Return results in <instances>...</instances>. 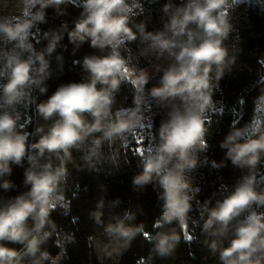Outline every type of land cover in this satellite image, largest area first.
I'll list each match as a JSON object with an SVG mask.
<instances>
[{
  "label": "clouds",
  "instance_id": "obj_1",
  "mask_svg": "<svg viewBox=\"0 0 264 264\" xmlns=\"http://www.w3.org/2000/svg\"><path fill=\"white\" fill-rule=\"evenodd\" d=\"M72 0H19L18 16H0V189L12 190L8 177L13 165H29L24 172L28 190L14 198L0 199V264H57L44 248L56 231L52 211L64 206L61 185L67 179L64 160L72 149H81L91 137L85 159L99 156L104 141L115 143L135 136L144 127L142 107L149 99L157 106L169 109L158 129V140L147 154L140 152L142 172L132 184L143 189L153 185L162 201L161 215L156 221L160 228L151 236L152 253L161 258L172 256L181 236L175 228H186L192 211V200L200 189L193 184L192 173L209 163L214 169L226 166L225 161L238 169L248 170L221 199H206L201 207L202 235L206 247L218 254L220 264H264V190H257L256 174L264 161V127L230 128L220 148L224 160L209 161L204 155L209 145L206 113L213 108V89L224 76L225 68L235 64L223 46L231 31L224 9L229 0H182L176 5L168 0L161 9L163 29L147 31L146 23L130 27L134 10L142 9L139 0H82L81 12L69 29L62 23L58 29L43 33L47 45L37 50L33 30L47 23V9L57 16L66 14ZM235 2V0H233ZM65 6V7H62ZM67 36L74 46L73 54L88 43L92 49L107 55H86L80 64L86 74L82 82L61 85L46 100L37 103L39 95L48 92L46 82L52 76L51 57L57 48L67 49L61 42ZM140 39L146 52L157 59H167L158 86L147 88L150 75L141 69H131L120 54L127 44ZM56 60L62 62L63 56ZM213 77L217 82L212 83ZM135 89V107L112 112L115 95L121 85L129 82ZM147 88V92L145 89ZM264 111V94L256 101ZM35 105L37 116L50 124L37 126L33 132L24 131L20 123L19 106ZM91 117V120L88 117ZM101 133L100 137L94 134ZM37 139L29 143V137ZM61 161L53 167L51 157ZM47 159V163L41 160ZM217 193H213L215 197ZM117 199L113 202L118 205ZM104 200L97 202L91 218L102 224ZM105 227L115 243L106 256L119 253L137 235L144 234L143 226L133 227L124 219ZM225 241H228L225 247ZM8 245H20V249ZM150 254L145 264H151Z\"/></svg>",
  "mask_w": 264,
  "mask_h": 264
},
{
  "label": "trees",
  "instance_id": "obj_2",
  "mask_svg": "<svg viewBox=\"0 0 264 264\" xmlns=\"http://www.w3.org/2000/svg\"><path fill=\"white\" fill-rule=\"evenodd\" d=\"M142 9L134 10L130 27L137 31L136 25L146 23L147 31L156 32L163 29V13L161 9L168 0H139ZM179 5L182 0H172ZM82 0H72L66 6V14L57 16L54 9H47V23L38 25V31L33 30V43L37 50L47 45L43 33L58 29L62 23H67L69 29L74 27V21L79 17ZM230 7L224 9L232 28L223 46L228 49L229 57H235V64L225 68L224 76L213 89V108L206 113V127L208 128L207 140L209 148L204 155L209 161L220 163L224 160L225 151L220 148V143L229 132L230 128H242L257 125L264 127V111L258 110L257 99L264 94V74L261 57L264 52V0H229ZM65 7V6H62ZM67 49L57 48L51 57L52 76L46 82L48 92L39 95L38 90L33 93L38 97L37 103L46 100L59 86L73 82H82L86 74L80 64L86 55H107L105 52L92 49L88 43L83 44L73 54L74 46L68 42L67 36L61 42ZM4 45L0 43V49ZM146 45L138 38L127 43L120 54L128 61L131 69L137 73L154 70L147 88L158 86L162 70L168 66L169 60L157 57L146 52ZM57 55H62V62L56 60ZM212 83L217 82L213 77ZM147 88L145 91L147 92ZM135 89L126 82L121 85L120 91L115 95L112 106L113 114L121 109L135 107L133 99ZM240 101H243L242 103ZM151 106V127L147 133L137 129L135 136H128L126 140H117L115 143L104 141L99 150V156L91 160L85 159L91 146V137L86 146L81 149H72L71 157L64 160L67 169V179L61 185L64 194V206H57L51 213V219L56 225V231L48 240L44 248L51 254L57 264H145L150 254L151 264H220L218 254L214 255L204 241L202 235L203 221L200 218L201 205L206 199H221L233 190L235 184L248 175V170L235 168L230 161H225L226 166L214 169L209 163L199 167L192 173L193 183L200 189L192 200L190 220L183 230L173 223L168 226L175 228L181 236V241L174 254L161 258L152 253L151 236L161 229L156 227V221L161 215L162 201L158 199L160 189L147 185L143 189L135 188L132 184L133 177L142 172L140 152L147 154L158 140V129L161 122L166 119L169 109L157 106L155 101L149 99ZM21 113L20 123L24 124V131L33 132L37 126L50 124L40 119L35 112V105L19 106ZM91 120V117H88ZM100 137L101 133L94 134ZM37 137L30 136L29 143L35 142ZM140 140V143H137ZM137 149H140L138 152ZM48 160H41L47 163ZM53 167H59L61 161L55 156L51 157ZM29 165L27 160L23 166L13 165L12 175L8 177L14 185L12 190L0 189V199L14 198L28 190L24 185V172ZM264 178V161L258 166L256 174L257 190L260 180ZM213 193H217L213 197ZM104 200L102 224H97L91 213L97 209V202ZM119 200L118 205L113 202ZM264 212V209L260 210ZM133 216L132 220L125 223L139 227L143 226L144 233L140 234L131 243L111 257L106 256L102 249L108 246L111 251L116 247L108 237L105 227L115 223L114 218L124 219L125 215ZM186 235L192 239H186ZM228 241H225L226 247ZM20 249V245H8ZM25 264L31 261L25 260ZM45 264H51L50 261Z\"/></svg>",
  "mask_w": 264,
  "mask_h": 264
},
{
  "label": "rangeland",
  "instance_id": "obj_3",
  "mask_svg": "<svg viewBox=\"0 0 264 264\" xmlns=\"http://www.w3.org/2000/svg\"><path fill=\"white\" fill-rule=\"evenodd\" d=\"M18 3H19V0H0V16H18V15H20L19 10L17 8ZM261 63L263 66V74H264V52H263L262 57H261ZM148 73H149V75H153L154 70H150V71H148ZM142 111H143V115L145 117L144 128L138 129V130H140V132H142V133H147V131H146L147 127H151L150 115L152 112L149 100L147 101V103H145L143 105ZM259 190H264V178H262L260 180L258 191ZM262 209H264V208H262ZM260 210L261 209H259V211Z\"/></svg>",
  "mask_w": 264,
  "mask_h": 264
},
{
  "label": "snow or ice",
  "instance_id": "obj_4",
  "mask_svg": "<svg viewBox=\"0 0 264 264\" xmlns=\"http://www.w3.org/2000/svg\"><path fill=\"white\" fill-rule=\"evenodd\" d=\"M241 103L243 102V101H240ZM257 126H259V125H257ZM144 128V127H143ZM141 141L140 140H137V143H140ZM137 151L139 152L140 151V149H137ZM148 234H146V236H147ZM186 239H189V240H191L192 239V236H190V235H186ZM141 264H143V262H141Z\"/></svg>",
  "mask_w": 264,
  "mask_h": 264
}]
</instances>
